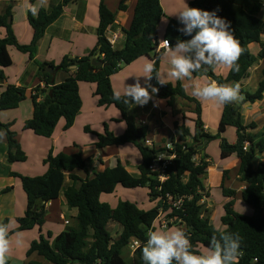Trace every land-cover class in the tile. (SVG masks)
Instances as JSON below:
<instances>
[{
  "label": "trees",
  "instance_id": "1",
  "mask_svg": "<svg viewBox=\"0 0 264 264\" xmlns=\"http://www.w3.org/2000/svg\"><path fill=\"white\" fill-rule=\"evenodd\" d=\"M34 2L35 0H30L31 4ZM73 4L82 5V8L85 6L81 0H58L51 1L47 8H42L35 16L29 10L28 21L34 29V37L29 45L19 44L14 34V7L9 5L4 13L0 14V30L6 31L5 37L0 38V85L2 84L0 88L3 89L0 113L18 109L28 94V89L23 86L11 84L3 86L7 80L5 70L14 64L9 48L13 47L18 52L29 55V61H33L47 30L62 17L64 9ZM189 7L216 11L219 17L230 21L235 37L244 48V53L238 60L239 71L230 70L226 76H220L212 69H208L194 73V77H206L221 84H239L248 77L253 67L264 61L262 0H193ZM119 9L126 11L127 7L122 3ZM99 16L97 46L88 56L81 59L64 57L57 67L47 63L40 66L39 75L45 87L39 85L29 93L30 95L36 93L30 96L34 111L24 130L32 131L40 137L51 138L62 119L65 120L64 130H69L83 106L79 84L81 82L96 84L98 107L116 106L127 125L121 136L112 133L107 125L104 133H93L97 136L96 147L103 149L128 144L136 146L142 157V163L138 167L139 175H132L121 161L116 167H108L98 173L90 170L89 161L84 159L80 152L72 155L65 153L55 155L51 152L44 161L48 165V171L44 175L31 177L10 173L11 177L20 180L28 201L24 216L14 220L16 228L11 230L10 237L15 233L36 228L41 232L47 223V205L60 198L69 179L71 185L67 187L64 196L67 207L70 210H77L75 225L67 227L54 238L52 232H48L47 236L40 234L38 240L31 242L26 253L28 258L36 254L47 264H129L123 257L124 250L136 240L140 245L130 264H145L140 247L147 240L148 231L155 227L161 214L172 220L170 227L185 225L186 234L190 237L194 250L199 252V247L205 248L209 244L216 229L210 218L202 217L205 210L203 201L209 197L204 178L210 163L205 148L200 147L204 142L208 144L220 140L221 158L227 159L235 155L240 161L237 181L239 186L245 187L241 199L254 209L252 216L236 211L237 190L223 185L222 194L230 199L223 206L224 215L221 222L226 227L223 231L241 237L243 255L239 258V264H264V162L260 161L257 166L254 163L257 156L264 153V128L255 133L256 124L244 125L242 120L244 104H255L264 99V68L254 93L241 91V103L225 105L218 134L215 136L204 132L200 101L189 96L181 83L161 86L153 74L150 84L159 89L157 97L167 100L170 107L175 97L196 104L194 132L185 124H174L178 133L176 137L178 143L175 144L174 150L176 158L167 169V180L160 182L150 171V166L159 152L144 144L149 135L148 127L138 125L137 105L134 102L125 105L113 99L111 78L125 66L143 57L150 58L160 72V63L164 56L163 51H158L161 43L158 38V26L164 17L161 0H138L130 28L121 30L125 36V45L122 49L111 46L108 41V32L115 27L116 16L109 10L105 0L100 2ZM179 27L182 25L178 20H171L164 35V40H169L172 46H175L177 39L191 38L179 32L177 30ZM253 44L260 47L257 56L251 52ZM98 52L101 54L99 61L103 65L95 67L92 60ZM47 67L69 73L70 77L62 83H55L53 75L46 71ZM150 105L151 100L145 107ZM12 126V123L5 124L0 120V133H5L8 141V161L26 162L28 157L16 139V133L11 130ZM229 127L236 131L234 144L229 143L224 137ZM86 131L91 132L89 128H86ZM174 139L172 137L171 141ZM1 141L2 139L0 143ZM76 170L85 172L86 178L82 179L75 175ZM227 176L228 172H224V178ZM118 187L147 188L150 200L156 203V206L143 210L136 203L124 201L113 208L102 202V195H112ZM10 191L11 188L7 187L0 191V195ZM169 197L172 198V202L183 199L182 205L175 207ZM8 221L11 220L5 219L0 222ZM112 223L122 227L117 239L113 238L108 229Z\"/></svg>",
  "mask_w": 264,
  "mask_h": 264
},
{
  "label": "crops",
  "instance_id": "2",
  "mask_svg": "<svg viewBox=\"0 0 264 264\" xmlns=\"http://www.w3.org/2000/svg\"><path fill=\"white\" fill-rule=\"evenodd\" d=\"M51 1L58 0H47V2L43 6H40V0H35L33 4L30 3V0H0V14L4 13L7 6L12 5L14 7L13 30L19 44L29 45L31 44L34 37V29L28 21L29 9L32 6H36L38 8L39 13L42 8H47L50 5ZM81 1L85 4L84 8H82V5L79 6V4H73L66 7L64 9L62 17L47 30L44 39L41 41L38 47L37 55L35 56L33 61H29V55L23 54L20 58L21 66L19 67V69L16 68L15 74L12 79L10 77L9 71L7 72V70H5V73L7 72V80L3 83L4 87H7L10 84L15 85L17 87L23 86L28 89V93H30L31 90H33L39 85L43 88L45 87V84L44 82H42V78L39 75L40 66L42 64H53L55 67H57L60 65L64 57H69L71 59H81L83 57L88 56L91 51L95 49L98 41L96 31L100 24L99 5L101 0ZM192 1L193 0H161V6L164 11V17L162 18L158 26L159 41L164 40V35L166 33L170 21L178 20L175 14L184 7L185 2L189 6ZM262 2L264 4V0H262ZM105 3L109 10L113 12L116 16V25L112 30L108 32V38L116 34L118 36V41L115 47L117 49H122L125 45V36L123 35L121 30L122 28H130L134 18V13L138 0H105ZM122 3L127 7L126 11H120L119 7ZM261 18L264 19V7L262 9ZM165 19L167 21L166 23L164 22ZM5 35L6 31L4 29H1L0 38H4ZM255 45L257 46L258 44H253L251 46V52L255 56H257L260 51V47L259 49L253 50V47ZM14 49L15 48L13 47L9 48V52L14 63L13 67L16 65V62L14 60L15 58L13 57L16 55ZM148 61L152 60L148 57L140 58L135 62L131 63L130 65L125 66L119 73L112 76L111 83L114 92L122 90L123 84H134L137 79L136 76L143 74V65ZM263 62L264 61H262L258 67L251 69L249 71L248 77L239 83L240 93L241 91H247L248 88H250L251 86L252 88L254 86L255 91L257 90L259 82L261 80V73L263 68L260 72H258V76L255 75H257V71L259 70V67L263 65ZM53 69L54 72L52 73V75L53 82L55 83H62L70 77L69 73L60 71L59 69ZM72 69H74V67ZM168 69L169 65L167 63L166 57L163 56L160 63V73H166ZM229 71L230 70L225 68H217L214 72L217 75L226 76ZM139 80L141 85L145 86V78L141 76L139 77ZM185 81L186 80H170L168 83H181L182 86L186 88ZM207 81L208 79L202 76L194 77L193 79V82H199L201 85H203ZM79 85L80 95L83 102L80 114L76 118L73 127L69 130H64L65 120L62 119L58 123L51 138L40 137L35 135L32 131L24 130V126L27 121L33 117L34 108L32 99L31 105L26 100L20 105L18 109L14 110L20 112L21 110H24V115L26 116L20 119L8 115L6 117L4 116L6 120L2 121L3 119L1 117L3 115H6L5 112L7 111L0 113L1 122H5L6 124H13L11 130L16 133V139L18 140L19 144L22 147V150L26 153L28 157L26 162L10 163L8 161V141L6 136L2 139L0 143V168L2 169H0V175L3 172V175L5 176L4 181L6 182H0V191L7 187H10L11 191L6 194L0 195V221L10 219L12 222H14L16 218L24 216L27 208V196L22 188V184L18 178L11 177L10 173L15 172L31 177L44 175L48 171V165H46L44 161L51 152L55 155L59 153L72 155L80 152L82 153L83 158L89 161L90 170H94L98 173L104 171L108 167H116L118 165V162L121 161L131 174H133L134 176L139 175L138 167L142 163V157L136 146L128 144L124 146H110L103 149H99L96 147L97 136L93 133L102 134L105 130V128L104 130L102 129V123L93 126V121L91 118L93 117L92 114L95 110L98 101V97L96 96L97 85L85 82H81ZM149 92L151 93V88H149ZM188 95L193 97L189 93ZM241 101L242 97L241 100L236 103H241ZM27 103L29 104V107L27 106ZM189 103L191 105H189ZM206 103H209L206 107L201 104L204 132L211 136H215L218 134V126L225 105L217 106L215 104V109H213V107L211 106L214 104L213 102ZM175 105H179V109ZM184 105L188 107H185L184 109ZM189 109L191 112H194L196 110V104L193 102L185 101L181 97H175L172 100V106L170 107L168 105L167 100H161L157 97V94H153L151 105L149 107L146 108L145 105L136 106V112L139 118L137 119V123L138 125L140 124L139 126L148 127V138L153 140L155 142V146L157 147L160 146L163 142H167L171 137H173V135L177 137L178 133L174 128L175 123L185 124L187 126V114L184 113V110ZM204 109L206 110V112H204ZM114 113L116 116L117 112L114 111ZM242 120L244 125L255 123L257 126V129L254 131L255 133L261 131L264 128V99L255 104H244L242 106ZM86 128H89L91 132H87ZM109 129L110 131L114 132L115 135L121 136L126 131L127 125L125 128V126L121 124L118 129L114 128L115 130H113V127L111 125L109 126ZM75 130H79V136H75ZM190 130L191 132H194V129ZM228 132L229 129L226 130V133L224 135L225 138ZM169 136L171 137L169 138ZM212 142H219L220 144V140H214L208 144L204 142L202 143L203 145L200 147L205 148V152L209 156L208 162L210 163V168L206 177L204 178V185L206 190L209 192V197L205 198L203 201L204 204L206 203L207 206L204 205L205 210L202 214V217L210 218L213 222L214 227L223 231L226 229V227L221 222V218L224 215V210L223 213L221 211L218 216L214 217L215 210L209 203V200L211 198V187L209 185V182H212V174L219 173L218 175L220 178L219 184L221 192L223 185L226 188H233V185L235 184L236 179L238 178L240 161L235 155H232L227 159H222L220 157L221 159L218 162H215L207 152V147ZM228 142L231 144H234L236 142V131L235 133H232V139ZM260 161L264 162V153L257 156L254 162L255 166H257ZM34 169H37V172L34 171ZM224 172H228L227 178H224ZM74 174L78 175L82 179L86 178V173L81 170L74 171ZM67 182L68 186H70L71 183L69 179L67 180ZM77 187L78 185H76L75 188ZM119 188L120 187L116 189L115 193L119 191ZM244 188V186H239V188L236 189L237 196L235 201V209L237 202L239 201V203H241L240 201H242L241 194ZM229 200L230 199L224 197L222 201L223 206ZM155 206L156 203L153 204V207ZM4 210H6L7 214L2 216V211ZM247 213H251V211L247 210ZM68 215L74 220V218L77 216V210H70L66 205L65 196L62 197L60 195V198L58 200L53 201L47 205V223L41 232L38 228H36L39 231V237L40 234H44L45 230L47 229V232H52L53 238L59 235L62 231H64V229H58V227H60L59 223H65V217ZM217 222L219 223V226L215 224ZM11 227V230H14L16 228V224H12ZM53 230H56L58 233L55 234ZM29 232L30 231H25L18 232L15 234ZM28 235L31 236V239L30 241H27L29 243H26L24 248V255L26 258L24 259L23 264H44V262L41 263V258L36 254L32 255L29 258L26 256L31 242L36 240L35 234ZM33 257L36 258L33 259ZM45 263L47 264L46 261Z\"/></svg>",
  "mask_w": 264,
  "mask_h": 264
},
{
  "label": "clouds",
  "instance_id": "3",
  "mask_svg": "<svg viewBox=\"0 0 264 264\" xmlns=\"http://www.w3.org/2000/svg\"><path fill=\"white\" fill-rule=\"evenodd\" d=\"M46 2L47 0H40V6ZM29 10L34 16L38 14L36 6ZM175 15L182 25L177 30L191 38L177 39L175 46L169 40L160 41L169 65L168 71L162 74L152 61H148L143 65V74L136 76V82L123 84L122 90L114 92L113 99L125 105L133 102L139 106L146 105L152 100L153 94L159 91L150 84L155 74L161 86L168 84L170 80L189 81L186 88L190 87L192 96L202 102H213L217 106L238 102L241 99L238 83L221 84L211 79L203 85L193 82L194 73L202 70L225 68L239 71L238 60L244 53V48L235 37L230 21L219 17L216 11L189 7L186 2ZM164 22H167L166 19ZM141 76L145 78V86L140 83ZM5 135L0 133V139ZM12 223L0 222V264H7V257L12 250ZM140 251L145 264H239V258L243 255L241 237L238 234L215 229L209 244L198 252L194 250L190 237L179 227L151 228Z\"/></svg>",
  "mask_w": 264,
  "mask_h": 264
},
{
  "label": "rangeland",
  "instance_id": "4",
  "mask_svg": "<svg viewBox=\"0 0 264 264\" xmlns=\"http://www.w3.org/2000/svg\"><path fill=\"white\" fill-rule=\"evenodd\" d=\"M256 49H259V46L258 45L257 46L255 45L253 47V50H256ZM14 51H15V54L16 55L13 56V57L15 58L14 60L16 62V65L14 67L12 66L9 69H7V72L9 71V73H10L11 79L13 78V76L15 74L16 68L19 69V67L21 66V64H20V58L23 55V54L19 53L18 51H16L15 49H14ZM260 64H261V62L258 65H256L255 67H258ZM255 67H253L252 69H254ZM262 68H264V62H263V65L261 67H259V70L257 71V75H255V76H258V72H260ZM185 83H186V85H188L190 82L186 80ZM185 90H186L187 93L191 94L190 87L189 88H185ZM247 91L249 93H254L255 92L254 86H253V88H252V86L250 88H248ZM26 100L31 105V97H30L29 93L27 94ZM198 101H200V100H198ZM28 103H27V106L29 107V104ZM200 103L204 107H206L207 104H209V103L202 102V101H200ZM189 105H191V104L189 103ZM211 106L213 107V109H215V103L213 105H211ZM176 107L179 109V105H177ZM183 107L185 109V107H188V106L184 105ZM114 111L117 112V115L116 116H115ZM184 111H185L184 113L187 114V116H186V119H187L186 124H187V126L190 129H192V130L195 129V126L193 124L192 119L194 120L196 118V114L194 112H191L190 109L189 110H184ZM21 112L20 111H14V110L7 111V112H5L6 115H3L1 117L3 119L2 121H5L6 120L5 117L8 116V115H11V116H13V117H15L17 119H20V118L26 116V115H24V110H21ZM204 112H206L205 109H204ZM92 116L93 117H91V118H92V121H93V126L99 125L100 123H102V129L103 130L105 128V125H107L108 127L112 125L113 130H115L114 128H117L118 129L121 124H123L125 126V128H126V122L123 120V117L121 115V112H119L118 108L116 106H114V105H112L110 107H107V108H105V107H98V105H96L95 110L93 111ZM205 118H206V116H205ZM105 119H107V120H105ZM137 119H139V118L137 117ZM228 129H229V132H228V134L226 136V139L228 141H230L232 139V133H235V129H233L231 127H229ZM16 130H17V128H16ZM112 133H114V132H112ZM74 134H75V136H79L80 135L79 130H77V131L75 130L74 131ZM171 136H169V138ZM171 138L169 140H171ZM6 147H7V142H6ZM207 152H208V154L212 157V159L215 162H218L221 159L220 158L221 156H220V144H219V142L218 143L212 142L207 147ZM34 171L37 172V169H34ZM218 174L219 173L212 174V180H211L212 182H209V185L211 187V198L209 200V203L212 206V208L215 210L214 217L215 216H218L221 211L223 213V210H224L223 209V204H222L223 203L222 201H223L224 197H223L222 192L220 190L221 189L220 188V184H219L220 183L219 182L220 181V178H219V175ZM34 175H36V174H34ZM4 180H5V176L3 175V172H2L1 175H0V182H6ZM0 185H1V183H0ZM239 185L240 184L238 183V181L236 179V182L233 185V189L239 188ZM67 187H68V182H66L65 187H64V189H63V191L61 193V196L62 197L64 196V193H65ZM101 200L104 203H108L113 208H115L120 202H124V201H128V202H131V203H136L143 210H147L149 208H152L153 207V204H154L150 200L149 190L147 188L124 189V188L120 187L119 188V191L117 193H114L112 195H102ZM240 202L241 203H239V201L237 202L236 210L239 213L243 214V215L252 216L253 215V208H251L249 205H247L243 201H240ZM205 206H207L206 203H205ZM247 210H250L251 213H247ZM5 214H7L6 213V210L2 211V216L5 215ZM65 220L66 221H69V224L67 225L64 222H61V223H59L60 227H58V229H61V230L64 229L65 230L67 227H71V226H74L75 225L74 220L69 215L65 217ZM171 223H172V220L167 219L164 214H161L160 217H159V219H158V221L155 224V228H161V227L167 228V227H170L169 224H171ZM12 224H15V223L13 222ZM215 224H217V226H219V223L218 222L215 223ZM177 227L181 228L185 232L187 231L185 225L184 226H177ZM11 229H12V227H11ZM108 229L111 232V234H112V236H113L114 239H117L119 237V234L122 232V227L120 225H118V224H115V223L114 224L113 223L110 224L109 227H108ZM47 231H48V229L45 230V232H44V235L45 236H47V233H48ZM53 231H54L55 234L58 233L56 230H53ZM38 232L39 231L37 229H34V231H30L29 233L15 234V235H13L11 237V240H12V250L9 253L8 257H7V264H23L24 259L26 258L25 255H24V252H25V249L24 248H25L26 243H29L27 241L28 240L30 241V239H31V236L28 235V234H35L36 240H38L39 239ZM17 241H19V243H17ZM132 244L133 243L131 242L130 243V246L127 247L124 250V254H123L124 259L129 264L131 263V260L133 258V249L131 247ZM203 250H204V248L199 247V251H203ZM35 258L36 257H33V259H35ZM41 260H42L41 263L44 262V264H46L45 261L42 258H41Z\"/></svg>",
  "mask_w": 264,
  "mask_h": 264
},
{
  "label": "built area",
  "instance_id": "5",
  "mask_svg": "<svg viewBox=\"0 0 264 264\" xmlns=\"http://www.w3.org/2000/svg\"><path fill=\"white\" fill-rule=\"evenodd\" d=\"M109 43L111 46H115L118 41V36L112 35L110 38H108ZM158 51H163V45L162 42L160 43L158 47ZM2 86V84L0 85ZM3 89L0 88V98L2 96ZM36 93L33 92L32 95L34 96ZM174 141L168 140L165 143H162L160 146H155V142L151 140L150 138H147L145 141V146L148 148L156 149L158 150L157 157L154 159L152 165L150 166V171L154 174V176L160 181L165 182L167 180V169L168 167L173 163V161L176 158V154L174 153L175 150V144L178 143V139L173 135ZM247 149V148H245ZM170 202H172V198L169 197ZM175 207H180L183 203V199H179L176 202H172ZM65 224H69V221L65 220ZM132 249H133V256L140 245V243L136 240L132 241Z\"/></svg>",
  "mask_w": 264,
  "mask_h": 264
},
{
  "label": "water",
  "instance_id": "6",
  "mask_svg": "<svg viewBox=\"0 0 264 264\" xmlns=\"http://www.w3.org/2000/svg\"><path fill=\"white\" fill-rule=\"evenodd\" d=\"M100 52H98L96 55H95V57L93 58V60H92V65L93 66H95V67H99V66H102L103 65V63L101 62V61H99V59H100ZM46 71L48 72V73H50V74H52L53 72H54V69L52 68V67H47L46 68ZM232 105L234 104V103H231Z\"/></svg>",
  "mask_w": 264,
  "mask_h": 264
}]
</instances>
